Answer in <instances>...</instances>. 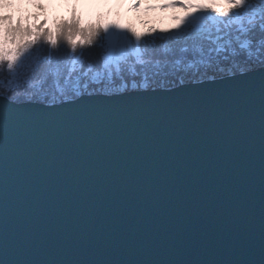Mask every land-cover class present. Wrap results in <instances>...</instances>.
I'll return each mask as SVG.
<instances>
[{
	"label": "water",
	"instance_id": "water-1",
	"mask_svg": "<svg viewBox=\"0 0 264 264\" xmlns=\"http://www.w3.org/2000/svg\"><path fill=\"white\" fill-rule=\"evenodd\" d=\"M262 231L259 75L0 117V264L258 261Z\"/></svg>",
	"mask_w": 264,
	"mask_h": 264
},
{
	"label": "snow or ice",
	"instance_id": "snow-or-ice-1",
	"mask_svg": "<svg viewBox=\"0 0 264 264\" xmlns=\"http://www.w3.org/2000/svg\"><path fill=\"white\" fill-rule=\"evenodd\" d=\"M226 3L229 7L223 9L166 5L195 11L182 17L166 37L160 55L143 46L140 33L118 24L90 25L86 44L68 47L71 55L66 58L59 48L61 29L55 39L36 31L16 45L9 44L5 30L0 34V65L6 63L10 75L6 90H0V117L11 112L27 119L81 105L112 108L131 100L172 96L189 86L244 83L256 75L264 103V0ZM46 38L51 50L36 55L34 46ZM93 45L98 61L90 59L92 52L77 51ZM227 264H264V231L258 261Z\"/></svg>",
	"mask_w": 264,
	"mask_h": 264
},
{
	"label": "rangeland",
	"instance_id": "rangeland-1",
	"mask_svg": "<svg viewBox=\"0 0 264 264\" xmlns=\"http://www.w3.org/2000/svg\"><path fill=\"white\" fill-rule=\"evenodd\" d=\"M38 0H33V3H28V0H24L22 9L24 14L29 12V15H36L35 11L37 10ZM103 1V3H102ZM119 0H76L77 13H80L82 21L85 23L90 19L94 18L96 14L101 13L106 24H118L117 13L119 12L118 8L121 9L123 6L118 7ZM138 7L133 8L130 11V14L133 15V19L137 23V27L141 32V35L146 37H166L170 35L173 31L176 30L177 26L180 24L182 17L188 15L189 13L195 11V8H173L167 7L166 5L172 3H184V4H197L200 5L199 0H137ZM195 1V3H192ZM206 3L212 1L213 6L221 9L222 6L218 5V2H226V0H205ZM203 3L202 6H204ZM71 3L70 0H64L62 3L61 0H57L52 3L49 0V9L48 15L52 18L57 15H67L68 10L70 9ZM116 6L117 11L115 13L111 12V7ZM27 9V10H26ZM192 9V11L190 10ZM39 13L40 10L38 11ZM159 12V14H156ZM121 28H125L120 25ZM0 34L1 33L0 30ZM7 86V85H6Z\"/></svg>",
	"mask_w": 264,
	"mask_h": 264
},
{
	"label": "trees",
	"instance_id": "trees-1",
	"mask_svg": "<svg viewBox=\"0 0 264 264\" xmlns=\"http://www.w3.org/2000/svg\"><path fill=\"white\" fill-rule=\"evenodd\" d=\"M124 2L123 1H118V7L123 6ZM214 4L211 3L209 6L205 8H218L216 6H213ZM219 6H222L221 9L223 8H228L229 5L226 2H218ZM37 10L35 11V32L36 31H42V32H47V29L44 27L45 24L49 22V24H55L57 29H61L62 32L65 30L71 31V32H81L84 33L86 32L87 28L91 26H96L97 24L103 26L104 25V19L102 17V14H96L94 18L90 19L87 22L82 21V17L80 13H77V6L75 2L74 8L65 16L63 15H57L53 17V22H51L50 17L48 15V5L46 1H41L38 5H36ZM27 10V9H26ZM40 10L41 13L38 11ZM119 12L117 11L116 6L111 7V12L117 13V20L120 24L122 22L124 23L125 29H132L138 33L141 34L139 29L137 28L136 21L133 19L131 15H127L126 19L123 18V7L119 9ZM25 15H29V12H26ZM29 23H33V20L30 18ZM85 27H82V26ZM5 30H1V33H4ZM7 32L10 34V40L9 44L10 45H16L19 44L20 42L26 41L25 37L29 36L30 34L33 33L32 28L25 27L23 30L20 29L19 24L15 28H10L7 29ZM103 34V33H101ZM167 37V36H166ZM166 37H146V35L143 36L142 44L145 48H147L149 51L154 52L156 55H160L163 53L166 45H167V40ZM60 51L61 55L66 58L68 55H71L70 49L68 46L61 41L60 42ZM51 50L49 46L44 43L43 41L39 44L34 46L33 51L36 53L38 56H43L46 54L47 51ZM78 52L84 51V52H92L93 55L90 57V59L98 61V50L95 48V45H93L91 48H82L78 49ZM9 73L7 70L6 63L4 65H0V90H6L7 88V81L9 77Z\"/></svg>",
	"mask_w": 264,
	"mask_h": 264
},
{
	"label": "clouds",
	"instance_id": "clouds-1",
	"mask_svg": "<svg viewBox=\"0 0 264 264\" xmlns=\"http://www.w3.org/2000/svg\"><path fill=\"white\" fill-rule=\"evenodd\" d=\"M23 4L24 0H0V30L15 28L17 24H19L21 30L28 27L32 28L33 33H35V15H25L22 9ZM30 18L33 20L31 24L29 23ZM44 27L49 33L48 38L55 39L57 34L55 24L50 25L48 22ZM86 35V32L82 35L79 31L71 32L65 30L60 35V42L63 41L68 47H71L73 44L84 45L86 44ZM48 38L45 39V43H47ZM25 39L27 40L29 37L26 36ZM69 41H71V43H69Z\"/></svg>",
	"mask_w": 264,
	"mask_h": 264
},
{
	"label": "bare ground",
	"instance_id": "bare-ground-1",
	"mask_svg": "<svg viewBox=\"0 0 264 264\" xmlns=\"http://www.w3.org/2000/svg\"><path fill=\"white\" fill-rule=\"evenodd\" d=\"M52 3L54 2V0H51ZM61 2L63 3L64 0H61ZM130 5L132 6V8H135V5H138V1L137 0H131Z\"/></svg>",
	"mask_w": 264,
	"mask_h": 264
}]
</instances>
